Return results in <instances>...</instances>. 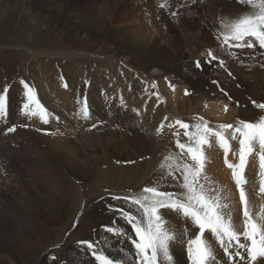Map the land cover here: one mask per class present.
<instances>
[{
    "label": "rangeland",
    "instance_id": "rangeland-1",
    "mask_svg": "<svg viewBox=\"0 0 264 264\" xmlns=\"http://www.w3.org/2000/svg\"><path fill=\"white\" fill-rule=\"evenodd\" d=\"M2 1L3 0H0V46H1L0 47V57H1L0 58V62H1L0 63V67H1L0 68V89H4L5 88L4 86L6 84L8 86V91H7L8 93L5 94L6 95V109H7L5 110L6 113H4L3 116H0V122H1L0 123L1 124L0 125V139L2 138L1 139L2 144L0 143V147H1L0 154L2 155V156L0 155V163H1L0 170L2 171V172L0 171V186H1L0 187V190H1L0 191V207H1L0 208L1 210L0 211V249L2 248L0 250V254H1L0 264H4V263L11 264L12 263L11 261H14L12 251L10 250H11L12 241H13L12 234L13 233L15 234V230L20 229V227L22 229H25V228L27 229L30 224L29 217L33 214H36L37 210L40 211L41 213L46 211V209L42 207V206H45L44 205L45 196L43 195L47 193L49 186L54 187L50 189H53L56 192V194H62V191L59 189H56L55 185L58 183H61L62 181L71 180L77 183L78 187L81 189V194H83L84 196L87 195V197L88 196L91 197L94 194L103 193V192H104L103 194L113 193L115 195L119 194L120 196H124L130 192V183L127 180H121V181H118L117 183V181H114V178H115L114 176H117L118 178L119 177L122 178L123 176L132 177L133 180L138 181L139 179H141L142 177H145V175L150 172L151 167L161 163L163 161L162 157L164 155H168L169 153H171L176 158L177 163H184V162L192 163L190 158L187 157L185 154H183L181 150L176 147V143H175L176 137L173 135L174 132H177V131L180 132L181 142L188 143L189 141H188V138L183 135V130L179 129V126H175L174 120L179 119V120H182L192 125L197 122H202L200 121V118H203L204 121L208 122V127L212 128L211 126H213V129L215 128V130H219L218 126L221 124H232L233 126H235L240 120L252 121L253 119L252 113L249 112L247 115L243 117H237V113L241 112L242 111L241 109L237 108L236 109L237 112L233 111L232 108H228L227 110H225V104L216 102V100L219 99L218 95L222 93L223 88L221 89V86L225 85V83H226L225 85L226 87L228 86L231 87V85H236V88L233 90V95L239 100L241 104L244 105L246 103V101H244L243 98L249 100L248 102H251V103L252 101H256L257 103H261V102L264 103V81H262L264 80L263 79L264 78V66H262L264 65V57H263L264 49L259 48L258 44H255L251 48L236 47L234 41H229L228 43H225L223 39L224 29L221 23L222 20L232 21V20H235L236 18H239L240 15L242 16L245 13H250L253 11L251 5L242 3L240 2V0H178V1L177 0H168V1L166 0V2L165 0L164 2L163 0H156V1L149 0L150 2L148 0L146 1L145 0H137V1L136 0H123V1L122 0H119V1L118 0H107V1L106 0H94V1L88 0L89 4L87 0H83V1L82 0H72V1L63 0V2L62 0L60 1L59 0H56V1L49 0V3H48V0H13V1L4 0L5 2L1 3ZM18 1H19V4H18ZM4 3L6 6L3 5ZM26 3L27 5H25ZM90 3H93V5ZM126 3L127 4L129 3V4L127 5ZM228 4L230 5V8L227 7L229 6ZM18 5H20L21 9ZM222 5H224V7ZM100 7L101 8L103 7L102 8L103 10ZM112 7L114 10L112 9ZM236 7H239V8H236ZM158 8L162 9L160 10V13H157ZM37 10H40V11H37ZM96 11L98 12L96 13ZM105 11L107 14L104 13ZM98 13L100 14V18H99ZM37 14L39 15L40 18L38 17ZM142 14L146 18L142 16ZM36 15L38 18L36 17ZM55 15L56 16L58 15V16L56 17ZM88 15L90 18H88ZM113 15L115 16V18ZM84 16H87V17H84ZM119 16L120 17L122 16L121 17L122 20L120 19ZM124 17L126 18V20ZM138 18H141V19L139 20ZM36 19L38 20L36 21ZM76 19L78 21H76ZM133 19H135L136 21ZM40 20L42 21L41 23H39ZM58 20L59 22H57ZM84 21L86 24L84 23ZM138 21H140V23ZM112 26L113 27L122 26L126 28H133V27L142 28L145 31L146 40L152 41V42L155 41L163 45L171 46L174 48L173 49L174 51L179 53V56L181 55L182 52L188 53L189 59H191V61H194V63L191 64V68H193V70L195 69L194 71H198L199 73L201 72L200 74L203 75L204 80L208 82L209 84L208 89H209L210 95H207L206 93L205 94L207 97H211V96L213 97V98L212 97L210 98L211 101L208 102L206 100H201V101L195 100L197 102L194 101L195 103L193 104V107L190 108V106H192L193 101L188 100L189 97L183 98L185 96H183V93L179 90V87H178V90H179L178 94L180 93V96H178L175 91L171 95H175L177 98H179V101H177V103L180 108H177L178 109L176 110L177 112L173 111L175 109V106L173 103L175 102V100L173 96H170V94L167 96L166 95L162 96V93H160L158 89L159 87L162 86V83H164V87L166 86L168 88L173 87L174 89L177 86L176 84H180V83L172 81L171 79H167L166 78L167 75L150 76L149 73L151 71L148 69H143L141 67V65L144 66V64H147L149 62V58L146 56L140 55L142 62L140 64L138 63L134 64L128 61L127 59H124L122 55L117 56L119 55L118 53L113 54L112 52L115 51V47L112 45V43H110L111 42L110 37H108L109 34L107 33L109 32L108 30L111 29ZM19 27L21 30L18 29ZM60 27L62 29H60ZM106 28L108 30H106ZM24 29H26L25 32H24ZM85 29H87V31ZM42 31H45V32L43 33ZM92 31H95V32H92ZM104 31H106V33ZM12 35H14V37ZM105 35L106 36L108 35V36L106 37ZM80 42H81V46L84 47V49L80 47ZM82 42H83V45L85 44L84 46L82 45ZM177 43L179 45H177ZM144 45H143L144 47H148L147 44H144ZM125 47H126L125 45H120L118 48L123 49ZM180 48L182 52L180 51ZM79 49H82V50H79ZM108 49H110V51ZM209 49H211L212 53L216 56L217 58L216 60L212 61L210 57L207 55V52ZM8 50L11 53L12 52L13 53L11 54ZM87 50L88 52H86ZM2 51H4V53ZM1 52L5 55H3ZM10 57L11 58L13 57L12 58L13 61L11 60ZM221 60H223L224 62L223 66L220 65ZM197 61L202 63L199 68L196 67ZM241 69L244 71H242ZM6 71H7V76L5 75ZM96 76H97V79H96ZM106 76L108 78H106ZM13 77L14 78L16 77V78L14 79ZM60 77L63 79H61ZM98 77L102 79L99 80ZM104 78L107 80H105ZM20 79L21 81L23 79V81H25L30 87H32L35 90L36 98L39 100L43 108L46 109V114L48 113L47 115L44 114L45 117L43 118L47 119L48 122L50 123L52 122L56 126H54L52 123L51 125L53 126H51L49 123L43 124V119H41V116H40L41 113L38 110H36L35 105H30V107L27 109L24 107V104H28L29 101L26 96L27 89H25ZM6 81L8 84L5 83ZM167 82H169L171 86L167 84ZM246 82H250L252 86L248 90L245 89L243 91L242 90L243 85ZM65 84L67 85V87H64ZM11 86H13L12 87L13 89L11 88ZM237 87L239 89H237ZM11 90L12 92H10ZM0 92L3 93V90H0ZM56 93H58V95ZM186 101L189 103L186 104ZM47 103L48 105H46ZM184 103L186 104V106L184 105ZM7 104L9 106H7ZM85 104L87 105V108L89 111L88 118H84L81 112V109L84 107ZM188 104L190 105L188 106ZM182 105H184L185 107L184 110H182L181 108ZM50 107H51V110H50ZM133 109H136V111H133ZM9 110H10V113H9ZM33 112H36V114L34 115V118H36V120L32 119ZM17 115L20 117H18ZM21 115H23V117H21ZM25 116L29 119L27 120ZM165 117H167V119H165ZM48 118H50V120ZM96 118L98 119V121ZM51 119L52 120L56 119V120H54L53 122ZM136 119L138 122L140 120L139 124L136 121ZM145 119H146V122H145ZM10 120H12L14 124ZM17 120H20L22 124L21 125L18 124L21 122L20 121L17 122ZM121 121L123 123H121ZM133 121L137 125H135ZM119 122L121 124H118ZM24 123L26 124V126L24 125ZM38 123H40V125ZM56 123L60 125L58 126ZM162 123L164 125L163 130L160 134H157L155 129L156 127H159ZM12 124L15 125L17 132L16 131L12 132L9 135L6 132V129L10 126H13ZM29 124L31 125L29 126ZM93 124L96 125L95 128L92 127ZM169 124H172L173 127L172 128L167 127ZM42 125H43V129H41ZM36 126L38 127L40 126V129L37 128ZM135 126L136 127L139 126V127L136 128ZM115 127L117 128V130ZM118 127H119V130H118ZM35 128L39 129L40 131L39 130L37 131ZM121 129L124 131H122ZM138 130L142 133H140ZM116 131L117 133H115ZM52 132L55 134H52ZM225 132L228 133V134L224 133V136L228 140V144H229L227 159L230 163L232 162V164L233 163L239 164V153H236L237 151H234L232 147L230 146L231 140L228 135L229 133L233 134L232 130L228 129ZM39 133L42 136V139L40 138L41 136L38 135ZM28 134L31 136H29ZM53 135H54V138H53ZM56 135H58L59 137L58 136L56 137ZM63 136H65L66 138ZM237 136L239 135L237 134L236 137ZM15 137H20V138L16 139ZM209 137L210 135L207 137V139ZM230 137H233V136H230ZM29 138H32V139L34 138V139L29 140ZM44 138H46L45 139L46 141L44 140ZM50 138H53V139H50ZM14 139L16 140L14 141ZM59 139H61V141ZM40 141L41 142L43 141V142L41 143ZM58 142H62V143H58ZM56 144H60V145L57 146ZM209 146L212 147L211 150L210 149L207 150ZM218 146L215 147V142L213 144L211 143V145L205 144L201 146L204 152V155H205L203 175L207 177L208 182L213 181V182H216L217 184V185L212 184V183L210 184L212 188L215 186V188H213V196H216L219 193V191H222V193L226 190L228 191V188H227L228 185L227 186L219 185L218 183L219 175L217 176L218 172H215V170H213L214 167H216L215 169L218 168L217 164L219 163L223 169V172L225 173V177L226 178L229 177V179H231L232 181V186H235V180L232 177V169L230 171V168L225 163L224 149L222 150L221 149L222 147L220 145ZM29 147L30 149H28ZM69 149L70 151H68ZM29 150L30 152L28 153ZM221 150H222V155H221ZM44 151H47V152L44 154ZM60 151H62V153ZM2 152L7 154V156ZM38 152L40 153V155ZM231 152L233 155L231 154ZM13 153L15 154V156L16 155L17 156L15 157ZM259 153H260L259 150L248 153V155H246V163L248 162V164H252V165L256 163L259 160ZM63 154H65L67 157ZM3 155H5V157H3ZM12 155L13 157H11ZM234 155H236V157H234ZM212 156H214L215 158ZM220 157H222V163L220 161L221 160ZM24 158L25 159L28 158L29 161L28 159L25 160ZM31 158H32V161L38 159L39 161L38 160L36 161L38 165L35 163V161L32 162ZM47 158L48 160H46ZM92 158L94 161L92 160ZM18 159L19 160L22 159L24 161L22 160L19 161ZM88 159L90 161H88ZM86 160L88 162H86ZM84 161L86 163H89L90 165H87L86 163H84ZM22 162H24L25 164L23 165ZM90 162L92 163L93 166H91ZM10 164H11V167H10ZM43 164L45 165L47 164V166L49 167L47 166L45 167ZM25 165L26 167L28 166L32 170L29 168L26 169ZM55 166L56 167L58 166V167L56 168ZM15 170H18V171H15ZM72 170L75 171L77 175H74V173H72L73 172ZM26 171H28V173ZM33 171L36 175L33 174ZM1 173L2 174L4 173V174L2 175ZM15 174H18V175H15ZM23 174L25 176H23ZM51 174L52 175L55 174V175L52 177ZM5 175L6 177L4 179L3 177ZM13 175H14V178H13ZM50 175L51 177H49ZM20 176L21 177L23 176V177L21 178ZM26 176H27V179H26ZM40 177L41 179L39 180L38 178ZM56 177H59V178L57 179ZM215 177L217 180L215 179ZM52 178H55V179L52 180ZM76 178H79V179H76ZM80 178L82 180H80ZM86 178L90 180L89 181L90 183L94 181L93 185L94 186L98 185V187L97 188H95L94 186L86 187V183L88 182L86 181ZM59 179H61L62 181ZM9 180L12 181L13 183H10ZM19 180L21 181L19 182ZM38 180L41 182H39ZM206 181L202 180V182H206ZM17 182L19 185L17 184ZM29 182H31L30 184H32V187H30L31 185L29 184ZM50 182L52 184H50ZM1 183L3 184L1 185ZM6 186L8 188H5ZM44 186H47V189ZM243 186L244 184H242V187ZM16 187L18 189H16ZM28 187H30L31 189ZM246 190L250 191L249 194L251 193L254 194V192L256 191L255 192V194H257L256 196L253 194L250 195L251 198L253 199H257V196L260 194L258 193V190H254L253 188L251 189V187L246 188L245 191ZM14 191H16L17 193H15ZM18 192L20 195L21 194L23 195V196L21 195V198H20V195H18ZM24 192H27L28 194ZM209 194L212 195L211 192ZM73 199L72 201H70V203H71V206L73 205L72 208L75 209L78 207L80 201L78 198H73ZM105 206L106 207L103 206L105 209H110V206H112V209H119L122 207V203L120 201H117V203L115 204V202L113 201L111 202L108 201V205L106 204ZM260 206L261 208L263 207L262 204ZM251 212L253 213V211ZM6 218L7 219L9 218V219L7 220ZM70 219H71V213L65 216V218L63 217L62 221L58 222V224L55 225V229L59 231V234L56 235L55 237H53L52 234H50L47 231V228H48L47 224H44V223L40 224L41 239L43 240V246L41 248V251L44 252L45 254L52 255V257H55L56 260L61 259L62 255L66 252V250L71 246L72 243H75V242L77 243V241H80L83 235L91 233V230L93 228L92 225L73 226L74 224L71 223L72 221ZM241 219L242 220L244 219L243 216L241 217ZM69 232L72 234L70 237L68 236ZM57 245H60V247H57ZM24 247H25V244H24ZM3 248H4L5 254L3 253ZM23 249H24L23 252H25V248ZM9 255L10 257H8ZM3 259H5L6 262H4L5 260ZM12 264H15V263L13 262Z\"/></svg>",
    "mask_w": 264,
    "mask_h": 264
},
{
    "label": "bare ground",
    "instance_id": "bare-ground-1",
    "mask_svg": "<svg viewBox=\"0 0 264 264\" xmlns=\"http://www.w3.org/2000/svg\"><path fill=\"white\" fill-rule=\"evenodd\" d=\"M13 1V0H12ZM11 1V2H12ZM53 1H56V0H53ZM60 1V0H59ZM70 1V0H69ZM72 1V0H71ZM83 1V0H82ZM94 1V0H93ZM107 1V0H106ZM119 1V0H118ZM123 1V0H122ZM137 1V0H136ZM146 1V0H145ZM149 1V0H148ZM154 1H156V0H154ZM168 1V0H167ZM178 1V0H177ZM3 2H5L4 0L1 2V3H3ZM10 2V1H9ZM20 2H22V1H20ZM27 2H29V1H27ZM51 2V1H50ZM62 2H63V0H62ZM79 2V1H78ZM87 2H88V4H89V1L87 0ZM109 2V1H108ZM112 2V1H111ZM127 2V1H126ZM150 2V1H149ZM148 2V3H149ZM162 2V1H161ZM163 2H164V0H163ZM165 2H166V0H165ZM216 2V1H215ZM7 3V2H6ZM14 3V2H13ZM32 3V2H31ZM44 3V2H43ZM48 3H49V0H48ZM65 3V2H64ZM73 3V2H72ZM84 3V2H83ZM98 3V2H97ZM114 3H115V1H114ZM118 3V2H117ZM132 3V2H131ZM153 3V2H152ZM181 3V2H180ZM15 4V3H14ZM18 4H19V1H18ZM40 4V3H39ZM51 4V3H50ZM59 4V3H58ZM90 4H92L93 5V3H90ZM100 4V3H99ZM120 4V3H119ZM127 4V3H126ZM126 4H125V6H126ZM129 4V3H128ZM127 4V5H128ZM136 4V3H135ZM163 4V3H162ZM173 4V3H172ZM3 5H5V3L3 4ZM25 5H27V3L25 4ZM46 5V4H45ZM57 5V4H56ZM65 5V4H64ZM71 5V4H70ZM73 5V4H72ZM86 5V4H85ZM102 5V4H101ZM121 5V4H120ZM174 5V4H173ZM229 5V4H228ZM6 6V5H5ZM19 7H20V5H18ZM22 6V5H21ZM33 6V5H32ZM49 6V5H48ZM66 6V5H65ZM100 6V5H99ZM103 6V5H102ZM105 6V5H104ZM111 6V5H110ZM116 6V5H115ZM147 6H149V5H147ZM162 6V5H161ZM167 6V5H166ZM223 7H224V5H222ZM232 6V5H231ZM30 7V6H29ZM107 7H109V6H107ZM227 7H229L230 8V5L229 6H227ZM233 7H235V6H233ZM2 8V7H1ZM9 8V7H8ZM26 8V7H25ZM58 8V7H57ZM63 8V7H62ZM67 8V7H66ZM98 8V7H97ZM101 8V7H100ZM103 8V7H102ZM101 8V9H102ZM106 8V7H105ZM116 8H118V7H116ZM121 8V7H120ZM129 8V7H128ZM133 8V7H132ZM228 8V9H229ZM236 8H239V7H236ZM241 8V7H240ZM20 9H21V7H20ZM27 9V8H26ZM29 9H31V8H29ZM50 9V8H49ZM56 9V8H55ZM54 9V10H55ZM61 9V8H60ZM112 9H113V7H112ZM134 9V8H133ZM177 9V8H176ZM234 9V8H233ZM242 9V8H241ZM1 10H3V9H1ZM8 10V9H7ZM33 10H35V9H33ZM57 10V9H56ZM63 10V9H62ZM82 10V9H81ZM95 10V9H94ZM93 10V11H94ZM103 10V9H102ZM105 10V9H104ZM114 10V9H113ZM160 10H162V9H160V8H158L157 9V13H160ZM166 10V9H165ZM169 10V9H168ZM240 10V9H239ZM9 11V10H8ZM37 11H40V10H37ZM44 11V10H43ZM64 11H66V10H64ZM111 11V10H110ZM123 11H125V10H123ZM126 11H127V9H126ZM141 11V10H140ZM152 11V10H151ZM164 11V10H163ZM173 11V10H172ZM21 12V11H20ZM30 12V11H29ZM42 12V11H41ZM55 12V11H54ZM58 12H59V10H58ZM81 12V11H80ZM87 12V11H86ZM98 11H96V13H97ZM103 12V11H102ZM115 12V11H114ZM133 12V11H132ZM24 13V12H23ZM37 13V12H36ZM57 13V12H56ZM88 13V12H87ZM96 13H94V14H96ZM104 13H106V11L104 12ZM111 13V12H110ZM117 13V12H116ZM121 13V12H120ZM123 13V12H122ZM154 13V12H153ZM171 13H173V12H171ZM43 14V13H42ZM99 14V13H98ZM107 14V13H106ZM130 14H131V12H130ZM164 14V13H163ZM25 15V14H24ZM38 15V14H37ZM37 15H36V17H37ZM47 15V14H46ZM49 15V14H48ZM61 15V14H60ZM82 15H83V13H82ZM117 15H119V14H117ZM129 15V14H128ZM1 16H2V14H1ZM22 16V15H21ZM35 16V15H34ZM56 16V15H55ZM58 16V15H57ZM56 16V17H57ZM94 16V15H93ZM105 16V15H104ZM112 16V15H111ZM114 16V15H113ZM127 16V15H126ZM131 16V15H130ZM129 16V17H130ZM142 16H144L143 14H142ZM166 16H167V14H166ZM241 16V15H240ZM26 17H28V16H26ZM35 17V18H36ZM38 17H39V15H38ZM37 17V18H38ZM55 17V18H56ZM84 17H87V16H84ZM92 17V16H91ZM108 17V16H107ZM116 17H118V16H116ZM120 17V16H119ZM122 17V16H121ZM121 17H120V19H121ZM135 17H137V16H135ZM139 17V16H138ZM145 17V16H144ZM173 17V16H172ZM238 17V16H237ZM40 18V17H39ZM54 18V19H55ZM88 18H90L89 17V15H88ZM99 18H100V14H99ZM102 18V17H101ZM114 18H115V16H114ZM125 18V17H124ZM131 18V17H130ZM133 18V17H132ZM146 18V17H145ZM144 18V19H145ZM162 18V17H161ZM165 18V17H164ZM21 19H22V17H21ZM27 19V18H26ZM41 19H42V17H41ZM78 19V18H77ZM76 19V21H78ZM113 19V18H112ZM111 19V20H112ZM139 20L141 19V18H138ZM237 19V18H236ZM3 20V19H2ZM28 20V19H27ZM38 19H36V21H37ZM65 20V19H64ZM89 20H91V19H89ZM94 20V19H93ZM96 20H97V18H96ZM122 20V19H121ZM125 20H126V18H125ZM128 20V19H127ZM133 20H135V19H133ZM148 20H150V19H148ZM168 20H169V18H168ZM20 21V20H19ZM30 21V20H29ZM44 21H45V19H44ZM43 21V22H44ZM51 21V20H50ZM67 21V20H66ZM100 21V20H99ZM120 21V20H119ZM136 21V20H135ZM143 21V20H142ZM141 21V22H142ZM28 22V21H27ZM42 21L40 20V22L39 23H41ZM57 22H59V20L57 21ZM61 22V21H60ZM72 22V21H71ZM82 22V21H81ZM122 22V21H121ZM139 23H140V21H138ZM166 22V21H165ZM62 23V22H61ZM60 23V24H61ZM70 23V22H69ZM84 23H85V21H84ZM93 23V22H92ZM113 23V22H112ZM116 23V22H115ZM118 23V22H117ZM145 23V22H144ZM47 24V23H46ZM50 24V23H49ZM48 24V25H49ZM64 24H65V22H64ZM86 24V23H85ZM127 24V23H126ZM148 24V23H147ZM34 25V24H33ZM39 25V24H38ZM37 25V26H38ZM51 25H52V23H51ZM99 25V24H98ZM166 25V24H165ZM174 25H175V23H174ZM20 26V25H19ZM31 26V25H30ZM54 26V25H53ZM52 26V27H53ZM74 26V25H73ZM77 26V25H76ZM89 26V25H88ZM101 26V25H100ZM136 26H138V25H136ZM27 27V26H26ZM25 27V28H26ZM47 27H49V26H47ZM70 27V26H69ZM72 27V26H71ZM83 27V26H82ZM93 27H94V25H93ZM102 27V26H101ZM100 27V28H101ZM104 27V26H103ZM15 28V27H14ZM24 28V27H23ZM59 28V27H58ZM62 28H63V26H62ZM61 27H60V29H62ZM74 28V27H73ZM163 28H165V27H163ZM182 28V27H181ZM18 29H20V27L18 28ZM39 29V28H38ZM37 29V30H38ZM48 29V28H47ZM50 29V28H49ZM75 29V28H74ZM73 29V30H74ZM88 29V28H87ZM87 29H85L86 31H87ZM162 29V28H161ZM14 30V29H13ZM21 30V29H20ZM51 30V29H50ZM72 30V29H71ZM96 30V29H95ZM98 30V29H97ZM100 30V29H99ZM103 30V29H102ZM106 30H108L107 28H106ZM181 30V29H180ZM19 31V30H18ZM26 31V29H24V32ZM41 31V30H40ZM48 31V30H47ZM90 31H91V29H90ZM109 32H107L108 34H109V36L108 37H110V43H112V45L115 47V51L114 52H112L113 54H119V55H117V56H120V55H122L123 56V58L124 59H127L128 61H130V62H132V63H138V64H140L141 62H142V59H141V57H140V55H143V56H146V57H148L149 58V62L147 63V64H144V66H142L141 65V67L143 68V69H148V70H150L151 72L149 73L150 74V76H157V75H163V76H165V75H167L166 76V78L167 79H171L172 81H175V82H178V83H180V84H176L175 82V84L177 85L176 87H175V89L173 88V87H170V88H168L167 86L166 87H164V83H162V86L161 87H159V92L160 93H162V96H167V95H169L170 94V96H173V98H174V100H175V102H173L174 103V106H175V109L173 110V111H176V110H178L177 108H180L179 106H178V103H177V101H179V98H177L175 95H171V94H173L174 93V91L177 93V95L178 96H180V93L178 94V91L180 90L182 93H183V96H185V97H183V98H188V100H190V101H193L192 102V106H190V108L191 107H193V104L195 103V102H197V101H201V100H206V101H211L210 100V98L212 97H207L206 96V94L207 95H210V93H209V89H208V87H209V84H208V82H206L205 80H204V77H203V75H201L198 71H194L193 70V68H191V64H193L194 63V61H191V59H189V55H188V53H186V52H182L181 51V48H180V51L182 52L181 53V55L179 56V53L178 52H176V51H174L173 49V47H171V46H167V45H163V44H161V43H159V42H155V41H148V40H146V38H145V31L142 29V28H139V27H133V28H126V27H122V26H120V27H117V26H115V27H111V29H109L108 30ZM43 33L45 32V31H42ZM55 32V31H54ZM63 32V31H62ZM69 32V31H68ZM75 32V31H74ZM73 32V33H74ZM77 32V31H76ZM92 32H95V31H92ZM105 33H106V31H104ZM12 33V32H11ZM41 33V32H40ZM49 33V32H48ZM59 33V32H58ZM61 33V32H60ZM162 33H163V31H162ZM176 33V32H175ZM196 33V32H195ZM14 34H15V32H14ZM18 34H19V32H18ZM22 34V33H21ZM54 34V33H53ZM56 34V33H55ZM90 34V33H89ZM102 34V33H101ZM62 35V34H61ZM60 35V36H61ZM177 35V34H176ZM13 37H14V35H12ZM87 36V35H86ZM94 36V35H93ZM104 36V35H103ZM106 36V35H105ZM106 36V37H107ZM174 36H175V34H174ZM6 38V37H5ZM78 38H79V36H78ZM90 38H92V37H90ZM98 38H100V37H98ZM180 38V37H179ZM86 39V38H85ZM87 39H88V37H87ZM10 40V39H9ZM12 40V39H11ZM77 40V39H76ZM82 40H83V38H82ZM90 40V39H89ZM88 40V41H89ZM74 41H75V39H74ZM78 41V40H77ZM87 41V40H86ZM85 41V42H86ZM96 41V40H95ZM94 41V42H95ZM13 42H14V40H13ZM62 42V41H61ZM97 42V41H96ZM95 42V43H96ZM12 43V42H11ZM94 43V44H95ZM28 44V43H27ZM67 44V43H66ZM87 44H88V42H87ZM107 44V43H106ZM105 44V45H106ZM144 44H147L148 45V47H144V46H146V45H144ZM9 45V44H8ZM7 45V46H8ZM12 45V44H11ZM22 45V44H21ZM61 45V44H60ZM65 45V44H64ZM79 45V44H78ZM77 45V46H78ZM82 45H83V42H82ZM85 45V44H84ZM83 45V46H84ZM90 45V44H89ZM92 45V44H91ZM120 45H125L126 47L125 48H123V49H119L118 47L120 46ZM144 45V46H143ZM175 45V44H174ZM177 45H179L178 43H177ZM109 46V45H108ZM1 47V46H0ZM5 47V46H4ZM38 47V46H37ZM73 47V46H72ZM80 47H82L81 46V42H80ZM95 47V46H94ZM107 47V46H106ZM2 48H3V46H2ZM34 48V47H33ZM74 48V47H73ZM83 49H84V47H82ZM89 48V47H88ZM110 48V47H109ZM179 48V47H178ZM260 48V47H259ZM93 49V48H92ZM5 50H6V48H5ZM79 50H82V49H79ZM85 50H86V48H85ZM84 50V51H85ZM104 50V49H103ZM109 51H110V49H108ZM112 50V49H111ZM9 51V50H8ZM7 51V52H8ZM90 51H92V50H90ZM89 51V52H90ZM107 51V50H106ZM3 53H4V51H2ZM1 52V53H2ZM10 52V51H9ZM86 52H88V50L86 51ZM254 52V51H253ZM256 52V51H255ZM261 52V51H260ZM2 53V54H3ZM11 53V52H10ZM13 53V52H12ZM11 53V54H12ZM71 53V52H70ZM103 53V52H102ZM106 53V52H105ZM108 53V52H107ZM237 53V52H236ZM7 54V53H6ZM112 54V55H113ZM263 54H264V52H263ZM262 54V55H263ZM3 55H5V54H3ZM8 55V54H7ZM6 55V56H7ZM236 55V54H235ZM10 56V55H9ZM110 56V55H109ZM114 56V55H113ZM237 56V55H236ZM259 57H260V55H259ZM264 57V56H263ZM1 58V57H0ZM4 58V57H3ZM11 58V57H10ZM13 58V57H12ZM12 58H11V60H12ZM156 59V60H155ZM8 60V59H7ZM182 60H183V62H182ZM243 60V59H242ZM13 61V60H12ZM85 61V60H84ZM127 61V62H128ZM191 61V62H190ZM200 61H202V60H200ZM243 62V61H242ZM1 63V62H0ZM7 63V62H6ZM55 63V62H54ZM129 63V62H128ZM10 64V63H9ZM202 64V63H201ZM5 65V64H4ZM7 65V64H6ZM67 65V64H66ZM240 65V64H239ZM246 65V64H245ZM237 66V65H236ZM241 66V65H240ZM9 67H10V65H9ZM1 68V67H0ZM5 68V67H4ZM242 68V67H241ZM58 69V68H57ZM90 69V68H89ZM5 70V69H4ZM233 70V69H232ZM242 70V69H241ZM10 71V70H9ZM13 71V70H12ZM67 71V70H66ZM231 71V70H230ZM242 71H244V70H242ZM1 72H2V70H1ZM14 72V71H13ZM18 72V71H17ZM57 72V71H56ZM60 72V71H59ZM78 72V71H77ZM5 73V72H4ZM15 73V72H14ZM13 73V74H14ZM66 74V73H65ZM76 74V73H75ZM5 75L7 76V71H6V73H5ZM15 75V74H14ZM17 75V74H16ZM19 75V74H18ZM24 75H26V74H24ZM36 75V74H35ZM205 75V74H204ZM212 75H214V74H212ZM12 76V75H11ZM20 76V75H19ZM57 76V75H56ZM104 76V75H103ZM229 76V75H228ZM10 77V76H9ZM22 77V76H21ZM51 77H53V76H51ZM73 77V76H72ZM263 77V76H262ZM5 78H7V77H5ZM12 78V77H11ZM10 78V79H11ZM14 78V77H13ZM16 78V77H15ZM14 78V79H15ZM55 78V77H54ZM61 78V77H60ZM99 78V77H98ZM106 78H108L107 76H106ZM241 78V77H240ZM96 79H97V76H96ZM100 79H102V78H99V80ZM105 79V78H104ZM155 79H157V78H155ZM237 79V78H236ZM260 79V78H259ZM264 79V78H263ZM7 80V79H6ZM17 80V79H16ZM19 80V79H18ZM23 80V79H22ZM42 80V79H41ZM44 80V79H43ZM105 80H107V79H105ZM149 80V79H148ZM151 80V79H150ZM5 81V80H4ZM13 81V80H12ZM20 81H21V79H20ZM19 81V82H20ZM243 81V80H242ZM262 81H264V80H262ZM1 82H3V81H1ZM25 82V81H24ZM152 82V81H151ZM171 82V81H170ZM222 82H224V81H222ZM240 82V81H239ZM5 83H7V81L5 82ZM13 83V82H12ZM31 83V82H30ZM159 83H160V81H159ZM241 83H243V82H241ZM4 84V83H3ZM8 84V83H7ZM48 84V83H47ZM109 84V83H108ZM167 84H169V82H167ZM218 84H220V83H218ZM223 84V83H222ZM6 85V84H5ZM10 85H11V83H10ZM13 85V84H12ZM21 85V84H20ZM19 85V86H20ZM110 85H111V83H110ZM150 85H152V84H150ZM170 85V84H169ZM178 85H180V86H178ZM225 85H226V83H225ZM225 85H222L221 86V89H222V93L221 94H219L218 95V100H216V102H220V103H223V104H225V105H227V109L228 108H232V110L233 111H235V112H237V108H239V109H241L242 111L241 112H238L237 113V117H243V116H245V115H247L249 112L250 113H252L253 114V119H252V121H255V120H257L258 119V117L260 116V115H264V110H260V109H256L255 108V106L251 103V102H248L249 100H247V99H244L243 98V100L244 101H246V103L243 105V104H241L240 102H239V100L233 95V90L236 88V85H231V87H229L228 85V87H226ZM230 85V84H229ZM14 86V85H13ZM13 86H11V88L13 87ZM16 86V85H15ZM69 86V85H68ZM171 86V85H170ZM174 86V85H173ZM251 86H252V84H250V82H246V83H244V85H243V91L245 90V89H249V88H251ZM2 87V86H1ZM5 87V86H4ZM42 87V86H41ZM178 87H179V90H178ZM17 88V87H16ZM32 88V87H31ZM48 88V87H47ZM139 88V87H138ZM224 88H226V89H224ZM13 89V88H12ZM15 89V88H14ZM146 89V88H145ZM237 89H239L238 87H237ZM0 90H3V89H0ZM63 90V89H62ZM127 90H128V88H127ZM142 90V89H141ZM151 90V89H150ZM168 90H169V92H168ZM218 90V89H217ZM15 91V90H14ZM24 91V90H23ZM44 91V90H43ZM42 91V92H43ZM93 91V90H92ZM187 91V95L185 94V92ZM261 91V90H260ZM10 92H12V90L10 91ZM18 92V91H17ZM109 92V91H108ZM123 92H124V90H123ZM148 92V91H147ZM156 92V91H155ZM217 92V91H216ZM221 92V91H220ZM1 93V92H0ZM8 93V92H7ZM14 93V92H13ZM24 93V92H23ZM60 93V92H59ZM181 93V94H182ZM206 93V94H205ZM20 94V93H19ZM50 94V93H49ZM57 95H58V93H56ZM150 94V93H149ZM218 94V93H217ZM146 95V94H145ZM158 95V94H157ZM10 96H11V94H10ZM16 96V95H15ZM169 96V97H170ZM216 96V95H215ZM182 97V96H181ZM180 97V98H181ZM261 97V96H260ZM145 98V97H144ZM172 98V99H173ZM213 98V97H212ZM214 98H216V97H214ZM162 99V98H161ZM166 99H168V98H166ZM170 99V98H169ZM187 100V101H188ZM195 100H197V101H195ZM11 101V100H10ZM15 101V100H14ZM21 101V100H20ZM186 101V104L187 103H189V102H187ZM195 101V102H194ZM8 102V101H7ZM48 102V101H47ZM63 102V101H62ZM181 102V101H180ZM203 102V101H202ZM205 102V101H204ZM10 103V102H9ZM18 103V102H17ZM20 103V102H19ZM23 103V102H22ZM262 103V102H261ZM11 104V103H10ZM16 104V103H15ZM24 104V103H23ZM22 104V105H23ZM51 104V103H50ZM186 104L184 103V105L186 106ZM25 105V104H24ZM46 105H48V103L46 104ZM162 105V104H161ZM180 105H181V103H180ZM184 105H182V110H184ZM190 104H188V106H189ZM7 106H9L8 104H7ZM15 106V105H14ZM119 106V105H118ZM177 106V107H176ZM13 107V106H12ZM18 107H19V105H18ZM51 107H53V106H51ZM51 107H50V110H51ZM11 108V107H10ZM32 108V107H31ZM162 108V107H161ZM13 109V108H12ZM54 109V108H53ZM7 110V109H6ZM28 110H30V109H28ZM55 110H56V108H55ZM121 110V109H120ZM13 111V110H12ZM53 111V110H52ZM164 111V110H163ZM15 112V111H14ZM36 112H38V111H36ZM49 112V111H48ZM177 112V111H176ZM5 113H6V111H5ZM9 113H10V110H9ZM30 113V112H29ZM108 113V112H107ZM110 113V112H109ZM120 113V112H119ZM234 113V112H233ZM13 114V113H12ZM17 114H18V112H17ZM27 114V113H26ZM40 114V113H39ZM48 114V113H47ZM46 114V115H47ZM161 114V113H160ZM180 114V113H179ZM182 114V113H181ZM205 114V113H204ZM25 115V114H24ZM30 115H32V114H30ZM61 115V114H60ZM118 115V114H117ZM18 116V115H17ZM28 116V115H27ZM41 116V115H40ZM134 116V115H133ZM148 116V115H147ZM13 117V116H12ZM15 117V116H14ZM18 117H20V116H18ZM21 117H23V115H21ZM26 117V116H25ZM36 117H37V115H36ZM45 117V116H44ZM116 117V116H115ZM119 117V116H118ZM2 118V117H1ZM7 118H8V116H7ZM16 118V117H15ZM14 118V119H15ZM27 118V117H26ZM52 118V117H51ZM123 118V117H122ZM4 119V118H3ZM11 119V118H10ZM18 119V118H17ZM25 119V118H24ZM29 118H27V120H28ZM32 119H35L36 120V118H34V115H33V117H32ZM40 119V118H39ZM39 119H38V121H39ZM42 119V118H41ZM49 120H50V118H48ZM97 119V118H96ZM100 119V118H99ZM120 119V118H119ZM129 119V118H128ZM7 120V119H6ZM13 120V119H12ZM12 120H10L11 122H13ZM31 120V119H30ZM34 120V121H35ZM52 120V119H51ZM54 120H56V119H54ZM54 120H52L53 122H54ZM59 120V119H58ZM57 120V121H58ZM94 120H95V118H94ZM114 120V119H113ZM122 120V119H121ZM135 120V119H134ZM18 121H20V120H17V122ZM21 121H22V119H21ZM20 121V122H21ZM25 121V120H24ZM32 121V120H31ZM30 121V122H31ZM37 121V122H38ZM42 121V120H41ZM97 121H98V119H97ZM119 121V120H118ZM117 121V122H118ZM136 121H137V119H136ZM144 121V120H143ZM174 121H176V120H174ZM8 122V121H7ZM56 122V121H55ZM116 122V123H117ZM134 122V121H133ZM138 122V121H137ZM139 122H140V120H139ZM139 122H138V124H139ZM145 122H146V119H145ZM1 123V122H0ZM28 123V122H27ZM33 123V122H32ZM50 125H51V123L50 122H48ZM58 123V122H57ZM56 123V124H57ZM121 123H123L122 121H121ZM120 122L118 123V124H121ZM126 123V122H125ZM135 123V122H134ZM144 123V122H143ZM142 123V124H143ZM8 124V123H7ZM13 124H14V122H13ZM12 124V125H13ZM18 124H22V122L21 123H18ZM39 125H40V123H38ZM42 124V123H41ZM44 124V123H43ZM48 124V125H49ZM53 124V123H52ZM62 124V123H61ZM72 124V123H71ZM131 124H132V122H131ZM1 125V124H0ZM10 125V124H9ZM24 125L26 126V124L24 123ZM31 124H29V126H30ZM49 125V126H50ZM54 126H56L55 124H53ZM53 125H51V126H53ZM58 125V124H57ZM60 125V124H59ZM58 125V126H59ZM73 125V124H72ZM135 125H137L136 123H135ZM146 125V124H145ZM19 126V125H18ZM44 126H46V125H44ZM48 126V127H49ZM71 126V125H70ZM87 126H89V125H87ZM117 126H119V125H117ZM122 126V125H121ZM157 126V125H156ZM176 126V125H175ZM4 127V126H3ZM2 127V128H3ZM11 127V126H10ZM37 128H39L40 129V126L38 127V126H36ZM85 127V126H84ZM136 127V126H135ZM139 127V126H138ZM138 127H136V128H138ZM140 127H142V126H140ZM168 127V126H167ZM212 128H213V126H211ZM219 127V126H218ZM21 128H22V126H21ZM25 128H27V127H25ZM24 128V129H25ZM31 128V127H30ZM61 128V127H60ZM88 128V127H87ZM92 128V127H91ZM108 128H110V127H108ZM116 128V127H115ZM114 128V129H115ZM157 128V127H156ZM32 129V128H31ZM36 129V128H35ZM39 129H36L37 131L39 130ZM41 129H43V125H42V127H41ZM73 129V128H72ZM123 129V128H122ZM121 129V130H122ZM133 129V128H132ZM131 129V130H132ZM144 129V128H143ZM150 129V128H149ZM215 129V128H214ZM22 130V129H21ZM45 130V129H44ZM64 130V129H63ZM68 130V129H67ZM74 130V129H73ZM77 130V129H76ZM86 130V129H85ZM113 130V129H112ZM116 130H117V128H116ZM118 130H119V127H118ZM126 130V129H125ZM136 130V129H135ZM228 130V129H227ZM227 130H221L220 128H219V130L218 131H223L224 133H226L225 131H227ZM2 131V130H1ZM29 131V130H28ZM28 131H27V133H28ZM34 131V130H33ZM40 131V130H39ZM43 131V130H42ZM48 131V130H47ZM87 131V130H86ZM122 131H124V130H122ZM133 131V130H132ZM137 131V130H136ZM139 131V130H138ZM7 132V131H6ZM17 132V131H16ZM31 132V131H30ZM46 132V131H45ZM55 132V131H54ZM57 132V131H56ZM72 132V131H71ZM118 132H120V131H118ZM140 132V131H139ZM138 132V133H139ZM230 132V131H229ZM26 133V132H25ZM33 133V132H32ZM53 133V132H52ZM62 133V132H61ZM68 133V132H67ZM79 133V132H78ZM91 133V132H90ZM115 133H117V131L115 132ZM140 133H142V132H140ZM7 134V133H6ZM9 135H10V133H8ZM23 134V133H22ZM31 134V133H30ZM34 134V133H33ZM76 134V133H75ZM135 134V133H134ZM154 134V133H153ZM226 134H228V133H226ZM12 135V134H11ZM24 135V134H23ZM23 135H21V136H23ZM29 135V134H28ZM27 135V136H28ZM35 135V134H34ZM38 135H40V133L38 134ZM52 135V134H51ZM60 135V134H59ZM88 135V134H87ZM136 135H137V133H136ZM139 135V134H138ZM20 136V135H19ZM29 136H31V135H29ZM41 136V135H40ZM46 136V135H45ZM58 135H56V137H57ZM66 136V135H65ZM65 136H63V137H65ZM229 138H230V146L232 147V149L234 150V151H237L236 153H239V136H237L235 139H233V137H230V136H233V134H231V133H229ZM3 137V136H2ZM5 137V136H4ZM37 137V136H36ZM59 137V136H58ZM61 137V136H60ZM68 137V136H67ZM79 137V136H78ZM10 138H12V137H10ZM16 139H18V138H20V137H15ZM23 138V137H22ZM25 138V137H24ZM41 139H42V136L40 137ZM47 138V137H46ZM46 138H44V140L46 139ZM53 138H54V135H53ZM53 138H50V139H53ZM66 138V137H65ZM99 138V137H98ZM226 138V137H225ZM2 139V138H1ZM1 139H0V141H1ZM6 139H8V138H6ZM16 139H14V141L16 140ZM27 139V138H26ZM32 138H29V140H31ZM34 139V138H33ZM32 139V140H33ZM37 139V138H36ZM40 139V140H41ZM48 139V138H47ZM64 139V138H63ZM62 139V140H63ZM68 139V138H67ZM81 139V138H80ZM85 139V138H84ZM11 140V139H10ZM20 140V139H19ZM39 140V139H38ZM60 141H61V139H59ZM71 140V139H70ZM86 140V139H85ZM12 141V140H11ZM23 141V140H22ZM28 141V140H27ZM36 141V140H35ZM46 141V140H45ZM55 141V140H54ZM66 141V140H65ZM76 141H77V139H76ZM41 142V141H40ZM43 142V141H42ZM41 142V143H42ZM48 142V141H47ZM52 142V141H51ZM50 142V143H51ZM67 142V141H66ZM153 142H155V141H153ZM215 142V147H217L218 145H219V143H218V141H217V138L214 136V135H210V137L208 138V145H211V143L213 144ZM1 144H2V141L0 142ZM29 143V142H28ZM39 143V142H38ZM55 143V142H54ZM53 143V144H54ZM58 143H62V142H58ZM68 143V142H67ZM73 143V142H72ZM141 143V142H140ZM5 144V143H4ZM30 144V143H29ZM69 144V143H68ZM57 146L58 145H60V144H56ZM78 145H79V143H78ZM77 145V146H78ZM83 145V144H82ZM47 146V145H46ZM45 146V147H46ZM53 146V145H52ZM51 146V147H52ZM75 146V145H74ZM213 146V145H212ZM22 147V146H21ZM36 147V146H35ZM38 147V146H37ZM50 147V146H49ZM48 147V148H49ZM66 147H68V146H66ZM219 147V146H218ZM1 148V147H0ZM27 148V147H26ZM33 148V147H32ZM56 148V147H55ZM58 148V147H57ZM28 149H30V147L28 148ZM37 149V148H36ZM41 149V148H40ZM208 149H212V147H208L207 148V150ZM222 150H223V148H221ZM252 151H260V149H259V144H258V142H256V143H254L253 145H252ZM14 150V149H13ZM34 150H35V148H34ZM34 150H32V151H34ZM38 150V149H37ZM44 150V149H43ZM58 150V149H57ZM73 150V149H72ZM75 150V149H74ZM222 150H221V155H222ZM19 151V150H18ZM22 151V150H21ZM31 151V152H32ZM42 151V150H41ZM51 151V150H50ZM65 151H66V149H65ZM68 151H70V149L68 150ZM77 151V150H76ZM0 152H1V149H0ZM30 152V150L28 151V153ZM47 151H44V154L46 153ZM52 152V151H51ZM55 152V151H54ZM61 153H62V151H60ZM64 152V151H63ZM79 152V151H78ZM209 152V151H208ZM219 152H220V150H219ZM2 153H4V152H2ZM7 153V152H6ZM11 153V152H10ZM39 153V152H38ZM42 153V152H41ZM65 153V152H64ZM74 153H75V151H74ZM168 153V152H167ZM210 153V152H209ZM212 153H213V151H212ZM217 153V152H216ZM5 154V153H4ZM27 154V153H26ZM34 154V153H33ZM55 154V153H54ZM53 154V155H54ZM58 154V153H57ZM66 154V153H65ZM65 154H63V155H65ZM70 154V153H69ZM78 154V153H77ZM76 154V155H77ZM83 154V153H82ZM231 154H232V152H231ZM258 154V153H257ZM1 155V154H0ZM6 156H7V154H5ZM5 155H3V157H5ZM13 155L15 156V154L13 153ZM13 155L11 156V157H13ZM32 155V154H31ZM39 155H40V153H39ZM38 155V156H39ZM56 155V154H55ZM67 155H68V153H67ZM74 155V154H73ZM75 155V156H76ZM80 155V154H79ZM146 155V154H145ZM220 155V156H221ZM233 155V154H232ZM248 155V154H247ZM2 156V155H1ZM9 156V155H8ZM17 156V155H16ZM15 156V157H16ZM19 156H21V155H19ZM18 156V157H19ZM26 156H28V155H26ZM30 156V155H29ZM42 156V155H41ZM51 156V155H50ZM61 156H62V154H61ZM66 156V155H65ZM64 156V157H65ZM166 155H164L163 157H162V159L164 160V157H165ZM10 157V158H11ZM14 157V158H15ZM34 157V156H33ZM67 157V156H66ZM74 157V156H73ZM212 157H214V156H212ZM234 157H236V155H234ZM7 158V157H6ZM29 158V157H28ZM28 158H26V159H28ZM35 158H36V156H35ZM34 158V159H35ZM38 158V157H37ZM43 158H44V156H43ZM71 158H72V156H71ZM77 158H79V157H77ZM215 158V157H214ZM248 158V157H247ZM25 159V158H24ZM25 159V160H26ZM50 159V158H49ZM53 159V158H52ZM51 159V160H52ZM66 159V158H65ZM69 159V158H68ZM75 159V158H74ZM83 159V158H82ZM220 161H221V163H222V157H220ZM231 159V158H230ZM7 160V159H6ZM14 160H16V159H14ZM19 160V159H18ZM20 160H22V159H20ZM19 160V161H20ZM38 160V159H37ZM37 160H34L35 161V163H36V161ZM42 160V159H41ZM44 160V159H43ZM46 160H48V158L46 159ZM45 160V161H46ZM54 160V159H53ZM58 160H60V159H58ZM92 160H93V158H92ZM228 160V159H227ZM235 160V159H234ZM3 161V160H2ZM5 161V160H4ZM12 161H13V159H12ZM22 161H24V160H22ZM28 161H29V159H28ZM31 161H32V158H31ZM34 161H32V162H34ZM39 161V160H38ZM61 161H62V159H61ZM60 161V162H61ZM82 161V160H81ZM88 161H90L89 159H88ZM87 160H86V162H88ZM94 161V160H93ZM207 161V160H206ZM51 162H53V161H51ZM56 162V161H55ZM54 162V163H55ZM66 162H68V161H66ZM85 161H84V163H86ZM161 162V161H160ZM213 162V161H212ZM23 163V165L25 164L24 162H22ZM40 163V162H39ZM42 163H43V161H42ZM64 163V162H63ZM74 163V162H73ZM76 163H77V161H76ZM91 163V162H90ZM169 163H171V162H169ZM232 163V162H231ZM237 163H238V161H237ZM259 160L256 162V163H254L253 165L252 164H248V162L246 163V165H245V168H244V170H243V177H244V180L246 181V183H243L244 184V186H243V188H244V190L246 189V188H249V187H251V189L253 188L254 190H258V193H260L258 196H257V199H253V198H251V194H253V193H251V194H249V192L250 191H248V190H246L245 191V193H246V200H247V203H248V207H249V210H250V212L251 211H253V213L251 212V216L253 217V219L254 220H256V222L257 223H259V224H264V219H262V217H264V211H262V209H264V193H261L260 192V180H261V169H260V166H259ZM1 164V163H0ZM14 164V163H13ZM21 164V163H20ZM31 164V163H30ZM37 164V163H36ZM35 164V165H36ZM41 164V163H40ZM51 164V163H50ZM56 164V163H55ZM60 164V163H59ZM70 164V163H69ZM87 165H90L89 163H86ZM160 164L161 163H159L158 165H155V166H153V167H151L150 168V172L149 173H147L146 175H145V177H142L141 179H139L138 181H136V180H133V178L132 177H126V176H123L122 178L121 177H117V176H114L115 178H114V181H117V183H118V181H121V180H127L129 183H130V192L128 193V194H130V195H137V194H139L141 191H142V189H144L145 187H158L159 188V190L160 191H171V192H180V191H182V189H180L179 188V184L180 183H182V177L180 176V172H178V171H174L173 172V175L177 178V179H173L172 177H168V176H166L165 175V173H166V171H167V169L165 168V169H161V167H160ZM234 164V163H233ZM5 165V164H4ZM8 165V164H7ZM38 165V164H37ZM45 167L47 166V164L45 165V164H43ZM53 165V164H52ZM79 165V164H78ZM78 165H76V166H78ZM6 166V165H5ZM22 166V165H21ZM75 166V167H76ZM91 166H93L92 165V163H91ZM211 166V165H210ZM10 167H11V164H10ZM25 167H26V165H25ZM24 167V168H25ZM47 167H49V166H47ZM56 167V166H55ZM58 167V166H57ZM56 167V168H57ZM66 167V166H65ZM217 169H215L216 167H214L213 168V170H215V172H218L217 173V176L219 175V179H218V183H219V185H225V186H227V188H228V191L226 190V191H224L223 193H222V191H219V193L217 194L218 196H219V203L221 204V205H226L227 207H225V208H222L221 210L223 211V212H225V213H230L231 214V221H232V225H233V230L235 231V232H237V233H240V234H242L243 233V231H244V224H243V220L241 219V217L243 216L242 215V212H243V206L241 205V202H240V198H239V190L237 189V187H236V184H235V186H232V181H231V179H229V177H225V173L223 172V169H222V167H221V165H220V163L219 164H217ZM7 168H9V167H7ZM17 168V167H16ZM23 168V169H24ZM27 168H29L28 166L26 167V169ZM33 168V167H32ZM35 168V167H34ZM40 168H41V166H40ZM50 168H51V166H50ZM63 168V167H62ZM68 168V167H67ZM74 168V167H73ZM23 169H21V170H23ZM29 169H31V168H29ZM39 169V168H38ZM48 169V168H47ZM61 169V168H60ZM70 169V168H69ZM76 169H78V168H76ZM75 169V170H76ZM88 169V168H87ZM90 169V168H89ZM95 169V168H94ZM218 169H219V171H218ZM9 170V169H8ZM12 170H13V168H12ZM32 170V169H31ZM31 170H30V172H31ZM34 170H36V169H34ZM44 170V169H43ZM42 170V171H43ZM46 170V169H45ZM51 170V169H50ZM139 170V169H138ZM145 170V169H144ZM213 170H211V171H213ZM1 171V170H0ZM15 171H18V170H15ZM40 171H41V169H40ZM73 171V170H72ZM71 171V172H72ZM83 171V170H82ZM146 171V170H145ZM206 171V170H205ZM230 171H231V169H230ZM2 172V171H1ZM7 172V171H6ZM10 172V171H9ZM27 173H28V171H26ZM29 172V173H30ZM38 172V171H37ZM57 172H59V171H57ZM60 172H61V170H60ZM132 172V171H131ZM140 172V171H139ZM214 172V173H215ZM12 173V172H11ZM19 173V172H18ZM26 173V174H27ZM41 173V172H40ZM54 173V172H53ZM72 173H74V175H77L76 174V172L75 171H73ZM71 173V174H72ZM84 173V172H83ZM86 173V172H85ZM95 173V172H94ZM2 174V173H1ZM4 174V173H3ZM2 174V175H3ZM21 174V173H20ZM33 174H35L34 173V171H33ZM43 174V173H42ZM80 174V173H79ZM122 174H124V173H122ZM134 174V173H133ZM136 174V173H135ZM210 174V173H209ZM8 175V174H7ZM15 175H18V174H15ZM30 175H32V174H30ZM36 175V174H35ZM41 175V174H40ZM52 175V174H51ZM51 175L49 176V177H51ZM55 175V174H54ZM54 175H52V177L54 176ZM68 175V174H67ZM84 175V174H83ZM129 175V174H128ZM23 176H25L24 174H23ZM22 176V177H23ZM48 176V175H47ZM90 176V175H89ZM119 176V175H118ZM132 176V175H131ZM227 176V175H226ZM5 177H6V175L3 177L4 179H5ZM19 177V176H18ZM21 177V176H20ZM21 177V178H22ZM38 177V176H37ZM43 177V176H42ZM44 177H45V175H44ZM61 177H62V175H61ZM67 177V176H66ZM214 177V176H213ZM10 178V177H9ZM13 178H14V175H13ZM29 178H31V177H29ZM33 178H34V176H33ZM32 178V179H33ZM57 179L59 178V177H56ZM74 178H75V176H74ZM93 178V177H92ZM95 178V177H94ZM15 179H16V177H15ZM19 179V178H18ZM17 179V180H18ZM26 179H27V176H26ZM39 180L41 179V177L40 178H38ZM53 179H55V178H52V180ZM62 179V178H61ZM61 179H59V180H61ZM65 179V178H64ZM76 179H79V178H76ZM75 179V180H76ZM215 179H216V177H215ZM12 180V179H11ZM38 180V181H39ZM52 180H51V182H52ZM80 180H82L81 178H80ZM85 180V179H84ZM210 180V179H209ZM212 180V179H211ZM217 180V179H216ZM228 180V181H227ZM10 181V180H9ZM21 180H19V182H20ZM26 181H28V180H26ZM31 181V180H30ZM46 181V180H45ZM48 181H50V180H48ZM57 181V180H56ZM55 181V182H56ZM62 181V180H61ZM60 181V182H61ZM86 181H88L87 183H86V187H93L94 185H93V183H94V181H92L91 183L89 182L90 180H88L87 178H86ZM32 182V181H31ZM31 182H29V184L31 183ZM39 182H41V181H39ZM50 182V184H52ZM54 182V183H55ZM58 182V181H57ZM210 182V183H209ZM208 182V180L206 181V182H203V183H205V185H206V187L207 188H209L211 191V196H213V188H215V186L212 188L211 186H210V184L212 183V184H216V182H213V181H209ZM10 183H13L12 181H10ZM22 183V182H21ZM33 183V182H32ZM53 183V184H54ZM95 183H96V181H95ZM3 183H1V185H2ZM15 184V183H14ZM17 184H18V182H17ZM16 184V185H17ZM28 184V183H27ZM28 184V185H29ZM36 184V183H35ZM45 184V183H44ZM85 184V183H84ZM13 185V184H12ZM15 185V186H16ZM19 185V184H18ZM20 185H22V184H20ZM31 186L30 187H32V184H30ZM47 185V184H46ZM217 185V184H216ZM218 185V186H219ZM4 186V185H3ZM43 186V185H42ZM1 187V186H0ZM11 187V186H10ZM22 187V186H21ZM30 187H28V188H30ZM41 187V186H40ZM46 189H47V186H44ZM53 186H49V189H48V191H47V193L46 194H44L43 196H45V206H42V207H44V209H46V211L45 212H43V213H41L40 211H38L37 210V212H36V214H33V215H31L30 217H29V219H30V221H29V226H28V228L26 229H22L21 227H20V229H17V230H15V234L13 233L12 234V246H11V250L10 251H12V255H13V259H14V261H11L12 263L14 262L15 264H93V257L91 256V254H90V252H88V251H85V248H82V247H79L78 245H77V243L75 242V243H72L71 244V246L66 250V252L62 255V257H61V259H59V260H56L55 259V261H53V257H52V255H50V254H45L44 252H42L41 251V248H42V246H43V240L41 239V231H40V224L41 223H44V224H47L48 225V228H47V231L50 233V234H52V236L53 237H55L56 235H58L59 234V231H57L56 229H55V225L56 224H58V222H60V221H62V218L64 217L65 218V216H67V215H69L70 213H71V223L72 224H75V225H92L93 226V228H92V230H91V233H89V234H85V235H83V237H82V239L81 240H91V241H93L94 243H95V246H96V249H97V251H105V253L106 254H109L111 257H118V258H121V259H124L125 261H126V264H127V262H132V264H134V249H133V246H132V244H131V241L130 240H128L127 239V237H129V236H131L132 238H135V233L131 230V225H129L124 219H123V217L119 214V212H117V211H115L114 209H105L104 207H106L105 205L107 204L108 205V201L109 202H111V201H113V202H115V204L117 203V200H113L111 197H112V195H115V194H113V193H109V194H103V193H97V194H94L93 196H88L87 197V195L86 196H84L83 194H81V189L78 187V185H77V183L76 182H73V181H71V180H67V181H62L61 183H58V184H56L55 185V188L56 189H59V190H61L62 191V194H56V192L53 190V189H50V188H52ZM95 188H97L98 187V185H95L94 186ZM217 187V186H216ZM4 188V187H3ZM5 188H8L7 186L5 187ZM13 188V187H12ZM12 188H11V190H12ZM34 188H36V187H34ZM54 188V187H53ZM16 189H18L17 187H16ZM15 189V190H16ZM23 189V188H22ZM31 189V188H30ZM93 189V188H92ZM218 189H220V188H218ZM4 190V189H3ZM9 190V189H8ZM21 190V189H20ZM24 190V189H23ZM40 190V189H39ZM38 190V191H39ZM217 190V189H216ZM215 190V191H216ZM1 191V190H0ZM19 191V190H18ZM25 191H27V190H25ZM30 191V190H29ZM29 191H28V193H29ZM44 191V190H43ZM252 191V190H251ZM12 192H13V190H12ZM15 193H17L16 191H14ZM33 192V191H32ZM35 192H37V191H35ZM256 192V191H255ZM255 192H254V194L253 195H257V194H255ZM24 193H27V192H24ZM27 193V194H28ZM106 193V192H105ZM38 194H40V193H38ZM18 195H20L19 194V192H18ZM22 195V194H21ZM21 195H20V198H21ZM32 195V194H31ZM35 195V194H34ZM117 195H119V194H117ZM16 196H17V194H16ZM23 196V195H22ZM25 196V195H24ZM33 196V195H32ZM39 196V195H38ZM36 197H37V195H36ZM253 197V196H252ZM19 198V197H18ZM25 198V197H24ZM73 198H78L79 199V201H80V203H79V205H78V207L77 208H72V206H71V203H70V201H72V199ZM256 198V197H255ZM17 200V199H16ZM22 200V199H21ZM19 201V200H18ZM26 201V200H25ZM28 201V200H27ZM73 201H74V199H73ZM121 203H122V207L121 208H123L124 210H126V211H129V210H131V211H134V212H137V214L139 215V212H138V210L136 209V207L135 206H133V205H130V204H126V203H124L122 200L120 201ZM26 203V202H25ZM44 203V202H43ZM74 203V202H73ZM23 204H24V202H23ZM111 204H113V203H111ZM262 204V208H261V205ZM29 205V204H28ZM4 206V205H3ZM30 206V205H29ZM40 206H41V204H40ZM104 206V207H103ZM116 206V205H115ZM14 207V206H13ZM119 207V206H118ZM1 208V207H0ZM12 208V207H11ZM27 208V207H26ZM5 209V208H4ZM13 209V208H12ZM31 209V208H30ZM10 210V209H9ZM29 210V209H28ZM40 210V209H39ZM1 211V210H0ZM7 211V210H6ZM2 212H3V210H2ZM10 212H12V211H10ZM9 212V213H10ZM6 213V212H5ZM8 213V212H7ZM163 213V215H164V217H165V219L167 220V222H168V228H170V229H174L175 231H176V233L177 234H179V233H182V232H184V230L186 229L187 230V232H186V234L185 235H177V238H176V240L175 241H173V242H170V252H171V254H172V256H173V261L171 262V264H191V262L188 260V256H187V240L188 239H190V238H195V236L198 234V232H199V229H198V227H196V226H194L193 224H192V222H191V220L190 219H188V220H186L185 219V217L182 215V214H177L176 212H173V211H163L162 212ZM2 216V215H1ZM9 216V215H8ZM10 217V216H9ZM7 219V218H6ZM9 219V218H8ZM7 219V220H8ZM3 221H4V219H3ZM3 223H5V222H3ZM14 224V223H13ZM15 225V224H14ZM105 225H107V226H111V227H114V228H119V229H121L122 231H123V235H119V236H117V235H114V234H112V233H108V232H106V230H105V228L103 227V226H105ZM14 227V226H13ZM18 227V226H17ZM25 227V226H24ZM9 232H10V230H9ZM12 233V232H11ZM72 234L69 232L68 233V236L70 237ZM205 239H207V240H209V242L211 243V245H212V247H213V249H214V256H215V264H248V261H247V254H246V252H244V250H240L241 252H242V254L245 256V259L244 260H241L240 259V257H235V259L234 260H231V259H229V256L228 255H226L225 253H224V251H223V248H220V246H219V243L211 236V233H209L207 236H205L204 237ZM241 242H246L245 240H244V238H243V236L241 235ZM3 241V240H2ZM225 243H227V240H225ZM24 244H25V247H24ZM44 246H46V245H44ZM23 248H25V252H23ZM2 249V248H1ZM0 249V250H1ZM6 250V249H5ZM237 249H236V247H235V242H233V247L230 249V251L231 252H235ZM3 253L5 254V252H4V248H3ZM8 253V252H7ZM9 254V253H8ZM7 254V255H8ZM1 255V254H0ZM3 256V255H2ZM8 257H10V255L8 256ZM12 257V256H11ZM8 259V258H7ZM3 260H5V259H3ZM12 260V259H11ZM4 262H6V260L4 261ZM11 263V264H12ZM5 264V263H4ZM163 264H168V262H163ZM256 264H264V258H259L258 259V261L256 262Z\"/></svg>",
    "mask_w": 264,
    "mask_h": 264
},
{
    "label": "snow or ice",
    "instance_id": "snow-or-ice-1",
    "mask_svg": "<svg viewBox=\"0 0 264 264\" xmlns=\"http://www.w3.org/2000/svg\"><path fill=\"white\" fill-rule=\"evenodd\" d=\"M240 2L251 5L253 11L232 21L222 20L224 42L234 41L236 47L248 48L258 44L260 48L264 49V0H240ZM207 55L212 61L217 59L211 49L208 50ZM223 64L224 62L221 60L220 65L223 66ZM200 66L201 63L197 61L196 67L199 68ZM21 83L27 89L26 96L29 101L24 107L27 109L30 105H35L36 110L41 113L43 123L47 124L48 120L43 118L46 109L36 98L35 90L23 80ZM64 87L67 85L65 84ZM7 91L8 86L5 85L3 93H0V116H3L6 110L5 94ZM185 94H188L187 91ZM252 103L256 109L264 110V103H257L256 101H252ZM225 110H227V105H225ZM81 112L84 118L89 117L86 104ZM32 114L35 115L36 112ZM200 121L202 122L192 125L179 119L175 121V125L183 130V135L189 141L188 143L181 142L180 132H174L176 147L189 157L192 163H177L176 158L169 153L160 164L161 169H167L165 175L174 180L177 178L173 172H180L182 183L179 184V188L182 191H160L158 187L154 186L145 187L137 195H112L111 197L113 200H122L126 204L135 206L139 212L138 215L137 212L126 211L123 208L114 209L131 225V230L135 233V238L127 237L134 249V264H163V262L171 264L173 261L170 242L175 241L177 235H185L187 230L177 234L174 229L168 228V222L162 214L163 211L182 214L186 220L190 219L192 224L198 227L199 232L195 238L187 240V256L191 264H215L214 249L209 240L204 238L209 233L231 260H234L235 257H240L241 260L245 259L240 250L246 252L248 264H256L259 258H264V224L257 223L251 216L246 193L242 187V184L246 183L243 177L246 155L252 152V145L258 142L260 149L259 166L262 170L259 190L264 193V115H260L255 121L240 120L235 126L232 124L219 125L221 130L231 129L233 139L236 138L237 134L239 135V164H232L227 160L229 144L224 132L208 127V122L204 121L203 118H200ZM92 127L95 128L96 125L93 124ZM163 127L162 123L155 129L156 133L160 134ZM168 127L172 128L173 125L169 124ZM6 131L7 133L15 132V125L8 127ZM209 135H214L217 138L219 145L225 152V163L232 169V177L239 190V198L243 206L244 231L242 234L233 230L231 214L221 210L227 206L219 203L218 195L211 196L209 194L211 190L202 182V180L206 181L207 177L203 175L205 155L201 146L208 143L207 137ZM103 227L108 233L117 236L124 234L119 228L107 225ZM241 235L246 242H241ZM233 242H235L237 249L234 253L230 251ZM77 245L90 252L93 257V264H126L124 259L111 257L105 251H97L95 243L91 240L77 241ZM55 259L53 257V261ZM127 264H132V262H127Z\"/></svg>",
    "mask_w": 264,
    "mask_h": 264
}]
</instances>
